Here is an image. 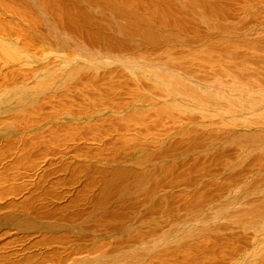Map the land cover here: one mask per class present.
<instances>
[{"label": "bare ground", "instance_id": "bare-ground-1", "mask_svg": "<svg viewBox=\"0 0 264 264\" xmlns=\"http://www.w3.org/2000/svg\"><path fill=\"white\" fill-rule=\"evenodd\" d=\"M0 264H264V0H0Z\"/></svg>", "mask_w": 264, "mask_h": 264}, {"label": "rangeland", "instance_id": "rangeland-1", "mask_svg": "<svg viewBox=\"0 0 264 264\" xmlns=\"http://www.w3.org/2000/svg\"><path fill=\"white\" fill-rule=\"evenodd\" d=\"M249 151H250V153L253 152V151H251V150H249ZM255 175H256V174H254L253 177H254ZM84 233H86V232H84Z\"/></svg>", "mask_w": 264, "mask_h": 264}]
</instances>
